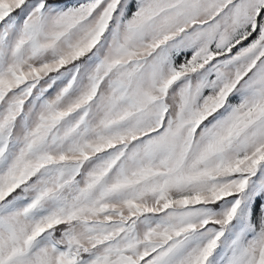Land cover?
Wrapping results in <instances>:
<instances>
[{"label": "snow or ice", "instance_id": "6c2138e0", "mask_svg": "<svg viewBox=\"0 0 264 264\" xmlns=\"http://www.w3.org/2000/svg\"><path fill=\"white\" fill-rule=\"evenodd\" d=\"M0 264H264V0H0Z\"/></svg>", "mask_w": 264, "mask_h": 264}]
</instances>
